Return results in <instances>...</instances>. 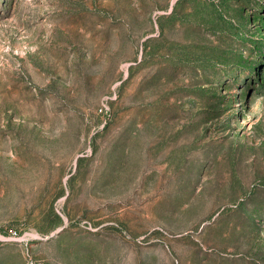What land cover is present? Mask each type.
Wrapping results in <instances>:
<instances>
[{
    "label": "rangeland",
    "instance_id": "374dc122",
    "mask_svg": "<svg viewBox=\"0 0 264 264\" xmlns=\"http://www.w3.org/2000/svg\"><path fill=\"white\" fill-rule=\"evenodd\" d=\"M0 264H264V0H0Z\"/></svg>",
    "mask_w": 264,
    "mask_h": 264
}]
</instances>
